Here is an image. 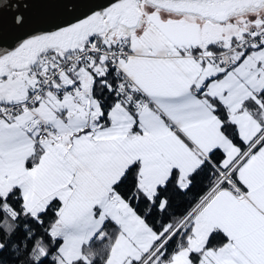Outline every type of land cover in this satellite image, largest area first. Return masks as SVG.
Here are the masks:
<instances>
[{"label": "snow or ice", "instance_id": "1", "mask_svg": "<svg viewBox=\"0 0 264 264\" xmlns=\"http://www.w3.org/2000/svg\"><path fill=\"white\" fill-rule=\"evenodd\" d=\"M37 2L67 19L0 38V264H264V0H0V17ZM200 173L165 216L161 191Z\"/></svg>", "mask_w": 264, "mask_h": 264}, {"label": "water", "instance_id": "2", "mask_svg": "<svg viewBox=\"0 0 264 264\" xmlns=\"http://www.w3.org/2000/svg\"><path fill=\"white\" fill-rule=\"evenodd\" d=\"M48 2L55 4V0H48ZM74 2L77 4V14L87 12L89 8L107 4V0H74ZM21 13L24 19L20 25L14 22L15 13L13 11L5 10L0 17V38L4 41L11 43L34 29L47 28L52 23L67 19L59 7H42L40 2L32 4L27 9L21 8Z\"/></svg>", "mask_w": 264, "mask_h": 264}, {"label": "trees", "instance_id": "3", "mask_svg": "<svg viewBox=\"0 0 264 264\" xmlns=\"http://www.w3.org/2000/svg\"><path fill=\"white\" fill-rule=\"evenodd\" d=\"M127 179L132 183V173H128ZM207 179L204 173H200L193 177V186L188 192H181L173 187L170 183L167 189L161 191L162 197H167L169 207L165 216L169 214L182 215L190 206L207 190ZM4 264H11L8 252L3 255Z\"/></svg>", "mask_w": 264, "mask_h": 264}, {"label": "crops", "instance_id": "4", "mask_svg": "<svg viewBox=\"0 0 264 264\" xmlns=\"http://www.w3.org/2000/svg\"><path fill=\"white\" fill-rule=\"evenodd\" d=\"M132 188V183L125 179L123 183L120 184V191L126 194H130V189ZM133 205L136 207L138 213L145 214V209L147 207L144 201H140L138 204L136 201H132ZM52 215V211L50 210L48 216L45 217L47 221L48 218ZM161 214L157 212L156 209H152L150 213L147 214V219L149 223H156L161 220Z\"/></svg>", "mask_w": 264, "mask_h": 264}, {"label": "built area", "instance_id": "5", "mask_svg": "<svg viewBox=\"0 0 264 264\" xmlns=\"http://www.w3.org/2000/svg\"><path fill=\"white\" fill-rule=\"evenodd\" d=\"M206 191H207V190H206ZM206 191H205V192H206ZM205 192H204V193H205ZM204 193H203V194H204ZM203 194H202V195H203ZM195 202H196V201H195ZM195 202H194V203H195ZM194 203H193V204H194ZM190 207H191V206H190Z\"/></svg>", "mask_w": 264, "mask_h": 264}]
</instances>
